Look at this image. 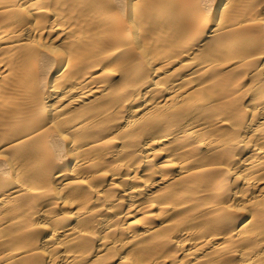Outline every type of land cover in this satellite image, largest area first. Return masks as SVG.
<instances>
[{"label": "bare ground", "instance_id": "bare-ground-1", "mask_svg": "<svg viewBox=\"0 0 264 264\" xmlns=\"http://www.w3.org/2000/svg\"><path fill=\"white\" fill-rule=\"evenodd\" d=\"M0 264H264V0H0Z\"/></svg>", "mask_w": 264, "mask_h": 264}]
</instances>
